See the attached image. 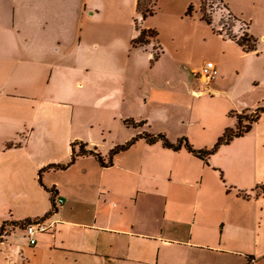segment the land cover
Returning <instances> with one entry per match:
<instances>
[{
	"label": "crops",
	"instance_id": "0c3cea01",
	"mask_svg": "<svg viewBox=\"0 0 264 264\" xmlns=\"http://www.w3.org/2000/svg\"><path fill=\"white\" fill-rule=\"evenodd\" d=\"M220 1L247 24L254 51L215 33L198 0H157L145 18L137 0H0V225L48 214L47 189L56 206L33 246L8 229L0 264H264V113L252 146L226 149L245 134L208 163L139 139L110 166L79 157L38 182L68 162L74 142L106 158L157 123L149 133L209 148L235 125L230 112L264 106V0ZM136 25L156 39L132 47ZM209 35L216 55L179 68ZM168 55L177 65L156 66ZM208 61L216 74L201 86Z\"/></svg>",
	"mask_w": 264,
	"mask_h": 264
},
{
	"label": "trees",
	"instance_id": "16d2710c",
	"mask_svg": "<svg viewBox=\"0 0 264 264\" xmlns=\"http://www.w3.org/2000/svg\"><path fill=\"white\" fill-rule=\"evenodd\" d=\"M200 1L201 7H202V1ZM156 2L157 0H146V3L148 4V6H146V8H142V0H137V11L141 14L142 18H145L148 15H151L156 7ZM219 3H221V1L219 0ZM222 9H224L226 11L225 16L227 17V21H232L233 23H240L244 28L241 29L242 32L239 36H225L226 38H229L233 41L236 42V44L244 51V52H252L255 50L256 48V40L248 35L246 28H247V24L242 23L238 18H236L235 16H233L228 10L227 8L222 4ZM203 8V7H202ZM212 8V7H210ZM191 6H189L186 10V14H190L191 12ZM212 10H210L211 12ZM203 13L204 10H202ZM201 12V14H202ZM201 19L204 20L208 25L212 26V23L205 19L203 17V15H201ZM231 22V23H232ZM213 31L217 34H222L221 31H216L213 27H212ZM136 30L138 31V35L135 39H133L131 41V45L132 47H144L146 45H148L149 43V38L151 40H155L156 39V32L153 30H146V29H140L137 25H136ZM159 49V48H158ZM160 51V50H159ZM159 54L154 55L151 59L150 62L153 63L154 61H156L159 57ZM264 113V106H260L257 107L254 110H246L243 111L239 114H234V113H229V116L233 117L236 121L235 125L233 127H228L225 128L223 130V132L221 133V135L216 139V141L214 142V144L209 147V148H201V149H197L194 148L193 145L187 140L186 137H181L179 139H177L175 142H171L169 141L166 136L162 133H149V132H142L140 134L135 135L134 137H132L130 140L124 142L123 144L117 145L115 147H113L109 152L108 155L106 156V158H103L98 152L95 151L94 148H88L87 145L85 143L82 142H74L71 144V153H70V158L68 160L67 163L64 164H52V165H48L45 168H43L42 170H40L38 172V182L41 186H43L45 188V186L42 184L40 176L42 174L43 171H47V170H64L66 169L68 166H70L72 163L75 162V160L79 157H85V156H92L98 163L100 166L102 167H107L110 166L112 164L113 158L114 156L125 152L126 150H128L137 140L142 139L144 140L147 144H155V143H160L161 146L165 149L177 152L180 150H185L187 153L193 155L194 157L204 161L205 163H208V160L210 159V157L212 155H214L216 153V151L219 149V147L223 146V145H227L229 144L233 139L236 138H240L242 136H244L245 134H247L251 129L252 126L259 120L260 116ZM123 125L127 128H139L142 127L145 122H133L132 120H124L122 121ZM48 192L50 193V198H51V202H52V207L49 211L48 214H46L44 217L42 218H37L39 220H45L47 218L48 215H50L51 213L55 212L56 206L54 204V199H55V193L53 189H47ZM36 219L33 220H25L22 222H4L0 225V241L3 240V238L1 236H3V232L6 231V227L8 229H14V228H23V226L27 223H30L32 221H34ZM8 230H7V234L8 235Z\"/></svg>",
	"mask_w": 264,
	"mask_h": 264
},
{
	"label": "rangeland",
	"instance_id": "374dc122",
	"mask_svg": "<svg viewBox=\"0 0 264 264\" xmlns=\"http://www.w3.org/2000/svg\"><path fill=\"white\" fill-rule=\"evenodd\" d=\"M202 1V7L200 4V1L198 0V9L200 11V15H203V17L207 20H209L212 23V27L216 31H221L223 35L225 36H239L242 32L241 29L244 27L240 23H233L232 21H227V17L225 16L226 11L222 9V3H219V0H201ZM148 4L146 3V0H142V8H146ZM212 7V8H210ZM204 10L205 13L202 12ZM210 10H212L210 12ZM202 12V14H201ZM232 22V23H231ZM189 31V35H191V39L193 40L195 36V32L186 29ZM216 37H213L209 35L207 39L200 38V40H197L195 42V49L193 52L186 54L185 59H183L185 62L182 64H179V68H182L183 71L185 70L186 72L190 71V69H196L199 67L200 63L206 59V58H211L216 55L217 53V46H216ZM149 38V42H150ZM151 52H155L154 55L158 54L160 51L157 46H154V48L151 50ZM174 63V64H173ZM161 64V65H160ZM156 65L158 67H164V66H172V65H177L176 59L172 56H164V58L161 60V63ZM193 77H195L193 75ZM159 79H163L162 77H159ZM177 79V78H175ZM197 79V78H196ZM198 81V79H197ZM207 106V105H206ZM201 114L207 118L208 121L212 120L211 119V112L209 114V111L207 107L205 108L204 105L201 108ZM151 128V126H148L146 128V131H153L154 129H158V127H161L159 124H154ZM143 127V126H142ZM249 134V133H248ZM246 134V137L243 139L236 140L235 142L237 143H231L228 146H226L227 150H232V148L236 146H252V142L250 139H252V135ZM189 140V139H188ZM240 142V143H239ZM191 143V142H190ZM192 144V143H191ZM193 145V144H192ZM194 147V146H193ZM195 148V147H194ZM70 153H71V148H70Z\"/></svg>",
	"mask_w": 264,
	"mask_h": 264
},
{
	"label": "built area",
	"instance_id": "2783aa9c",
	"mask_svg": "<svg viewBox=\"0 0 264 264\" xmlns=\"http://www.w3.org/2000/svg\"><path fill=\"white\" fill-rule=\"evenodd\" d=\"M154 53L155 52H151L152 57L154 56ZM215 74L216 70L214 63L211 61L204 63L197 74L199 84L201 86H206L211 80L214 79ZM56 200L60 204L63 202L60 198H57ZM50 227L51 225L46 223L45 220L36 219L30 223L25 224L22 230L27 237L28 244L33 246L36 242L34 238L35 234L46 232L50 229ZM7 230L8 228L6 227V231H4L3 236H1L2 238L6 236Z\"/></svg>",
	"mask_w": 264,
	"mask_h": 264
}]
</instances>
